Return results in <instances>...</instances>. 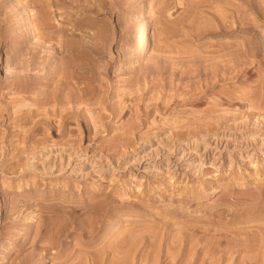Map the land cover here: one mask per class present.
<instances>
[{"label": "rangeland", "instance_id": "rangeland-1", "mask_svg": "<svg viewBox=\"0 0 264 264\" xmlns=\"http://www.w3.org/2000/svg\"><path fill=\"white\" fill-rule=\"evenodd\" d=\"M0 264H264V0H0Z\"/></svg>", "mask_w": 264, "mask_h": 264}, {"label": "bare ground", "instance_id": "bare-ground-1", "mask_svg": "<svg viewBox=\"0 0 264 264\" xmlns=\"http://www.w3.org/2000/svg\"><path fill=\"white\" fill-rule=\"evenodd\" d=\"M147 8V7H146ZM148 9V8H147ZM147 11V17L151 14V10H146ZM145 11V12H146ZM144 15H145V13H144ZM143 18H145V17H143ZM142 20V19H141ZM29 21H31L30 19H29ZM34 21V20H33ZM30 24H32L31 22H29ZM33 30V29H32ZM148 32V30H147V24H146V22H142L141 24H140V27H139V29H138V31H137V40H138V44H139V47H141L142 49H145L146 48V46L148 45L147 43V33ZM140 48V49H141Z\"/></svg>", "mask_w": 264, "mask_h": 264}]
</instances>
